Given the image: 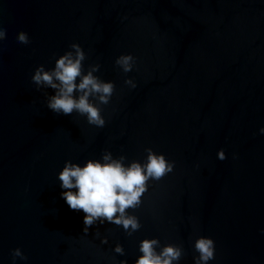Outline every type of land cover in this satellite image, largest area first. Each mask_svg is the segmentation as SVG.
I'll use <instances>...</instances> for the list:
<instances>
[{"label": "water", "instance_id": "1", "mask_svg": "<svg viewBox=\"0 0 264 264\" xmlns=\"http://www.w3.org/2000/svg\"><path fill=\"white\" fill-rule=\"evenodd\" d=\"M0 24V264L16 247L27 257L16 264H134L145 237L181 245L179 264H194L199 235L215 241L208 264H264V0H0ZM72 42L85 71L98 63L114 82L103 127L53 112L55 90L31 79ZM122 53L135 58L128 73ZM149 147L175 164L129 209L140 228L85 233L83 210L61 196L64 162L105 150L143 161Z\"/></svg>", "mask_w": 264, "mask_h": 264}, {"label": "clouds", "instance_id": "2", "mask_svg": "<svg viewBox=\"0 0 264 264\" xmlns=\"http://www.w3.org/2000/svg\"><path fill=\"white\" fill-rule=\"evenodd\" d=\"M6 36V27L0 24V41ZM20 43L28 44L27 32L17 33ZM86 53L78 42H72L69 49L55 59L54 66L46 68L38 65L31 79L39 89L51 88L47 107L57 114L69 115L76 112L86 116L89 124L103 127L106 123L101 111L102 104H108L114 92V82L103 80L95 73L100 68L98 63L91 64L85 71L83 61ZM124 73L132 70L135 58L131 53H122L115 60ZM124 83L131 88L136 82L128 77ZM259 132L264 134V126ZM147 155L143 161L131 160L125 163L126 157H114L111 151L105 150L100 158H89L84 163L66 160L57 174L60 181L62 198L73 210H83V231L97 222L122 226L131 235L140 228L136 215L129 209H135L142 203V196L147 191L149 180H160L173 171L175 161L166 158L152 148L145 149ZM217 158L223 160L226 154L223 148L217 150ZM264 231V230H262ZM107 237L102 238V243ZM194 264H208L215 258V241L210 236L199 235L194 240ZM114 251L123 255L124 248L117 243ZM139 255L134 264H179L183 255L181 245L167 243L161 245L157 237H145L139 242ZM12 264L17 258L27 260L20 247L11 250ZM119 264H127L120 260Z\"/></svg>", "mask_w": 264, "mask_h": 264}]
</instances>
